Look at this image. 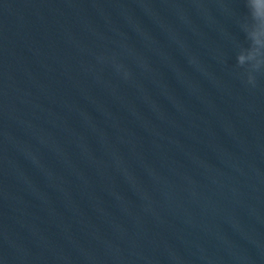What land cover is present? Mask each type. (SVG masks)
<instances>
[{
  "label": "water",
  "instance_id": "obj_1",
  "mask_svg": "<svg viewBox=\"0 0 264 264\" xmlns=\"http://www.w3.org/2000/svg\"><path fill=\"white\" fill-rule=\"evenodd\" d=\"M245 12L0 0V264H264Z\"/></svg>",
  "mask_w": 264,
  "mask_h": 264
},
{
  "label": "clouds",
  "instance_id": "obj_2",
  "mask_svg": "<svg viewBox=\"0 0 264 264\" xmlns=\"http://www.w3.org/2000/svg\"><path fill=\"white\" fill-rule=\"evenodd\" d=\"M244 40L236 51V67L242 69L247 83L255 86L258 75H264V0H243Z\"/></svg>",
  "mask_w": 264,
  "mask_h": 264
}]
</instances>
